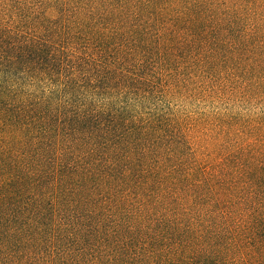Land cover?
<instances>
[{
  "label": "trees",
  "instance_id": "16d2710c",
  "mask_svg": "<svg viewBox=\"0 0 264 264\" xmlns=\"http://www.w3.org/2000/svg\"><path fill=\"white\" fill-rule=\"evenodd\" d=\"M0 264H264V0H0Z\"/></svg>",
  "mask_w": 264,
  "mask_h": 264
}]
</instances>
